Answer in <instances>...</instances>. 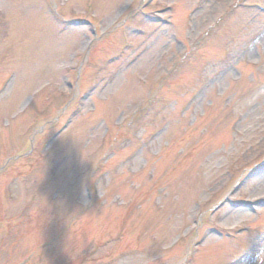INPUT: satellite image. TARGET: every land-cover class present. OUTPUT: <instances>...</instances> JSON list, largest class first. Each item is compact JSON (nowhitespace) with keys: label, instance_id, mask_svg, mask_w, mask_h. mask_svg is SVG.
Segmentation results:
<instances>
[{"label":"rangeland","instance_id":"obj_1","mask_svg":"<svg viewBox=\"0 0 264 264\" xmlns=\"http://www.w3.org/2000/svg\"><path fill=\"white\" fill-rule=\"evenodd\" d=\"M262 176L264 0H0V264H264Z\"/></svg>","mask_w":264,"mask_h":264},{"label":"snow or ice","instance_id":"obj_2","mask_svg":"<svg viewBox=\"0 0 264 264\" xmlns=\"http://www.w3.org/2000/svg\"><path fill=\"white\" fill-rule=\"evenodd\" d=\"M257 180L264 181V176L256 178V180H253V183H255ZM259 199V197H257ZM262 232H264V229H261ZM250 236L254 237L255 233H251ZM255 243V241H253ZM260 243L264 244V240H261ZM232 248L235 250V255L233 256L234 259L237 260L238 264H248V255L245 253V251L241 248V241H236L232 245Z\"/></svg>","mask_w":264,"mask_h":264}]
</instances>
